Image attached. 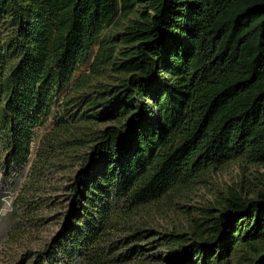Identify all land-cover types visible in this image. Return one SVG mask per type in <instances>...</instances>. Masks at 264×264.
Instances as JSON below:
<instances>
[{
	"label": "trees",
	"instance_id": "trees-1",
	"mask_svg": "<svg viewBox=\"0 0 264 264\" xmlns=\"http://www.w3.org/2000/svg\"><path fill=\"white\" fill-rule=\"evenodd\" d=\"M111 66L115 83L94 85ZM50 119L32 168L88 150L97 178L64 260L228 264L248 249L264 264V177L186 231L140 220L228 165L264 167V0H0V171L27 166Z\"/></svg>",
	"mask_w": 264,
	"mask_h": 264
},
{
	"label": "rangeland",
	"instance_id": "rangeland-1",
	"mask_svg": "<svg viewBox=\"0 0 264 264\" xmlns=\"http://www.w3.org/2000/svg\"><path fill=\"white\" fill-rule=\"evenodd\" d=\"M123 26L124 23L115 32H120ZM113 67L105 70L94 85L114 84L119 75ZM99 90L96 87L91 91ZM53 126L54 119H50L37 131L26 167L10 176L0 171V264H71L57 254V247L76 230V217H84L87 179L94 182L97 178L89 171L93 161L87 157L88 150L81 151L80 158L75 156L72 162L58 152L49 166L32 168L34 163L38 164L40 144ZM82 158L87 159L84 165L79 162ZM263 177L264 167L256 169L233 163L198 180L174 200L172 207L159 203L140 220L162 231L175 228L186 231L190 221L204 219L206 212L217 215L230 190L252 197L260 189ZM155 245L143 249L148 255L157 251L164 260L173 258L168 249ZM118 250L124 253V248ZM254 255L251 250L241 249L228 264H248Z\"/></svg>",
	"mask_w": 264,
	"mask_h": 264
}]
</instances>
